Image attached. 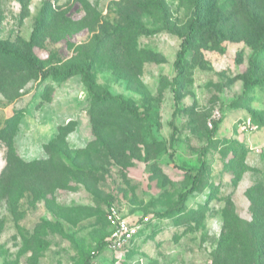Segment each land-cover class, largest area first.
<instances>
[{"label": "rangeland", "instance_id": "374dc122", "mask_svg": "<svg viewBox=\"0 0 264 264\" xmlns=\"http://www.w3.org/2000/svg\"><path fill=\"white\" fill-rule=\"evenodd\" d=\"M199 4L0 0V264H264V0Z\"/></svg>", "mask_w": 264, "mask_h": 264}, {"label": "built area", "instance_id": "2783aa9c", "mask_svg": "<svg viewBox=\"0 0 264 264\" xmlns=\"http://www.w3.org/2000/svg\"><path fill=\"white\" fill-rule=\"evenodd\" d=\"M220 119V112L215 109L207 120V127L212 128L213 122ZM251 150L264 158V144L253 146ZM105 220L109 229V234L105 239L104 250L109 252L127 251L133 245L136 235L148 223V217L129 218L123 214L116 203L110 204L105 212ZM131 249V248H130ZM90 264H95L93 259Z\"/></svg>", "mask_w": 264, "mask_h": 264}, {"label": "trees", "instance_id": "16d2710c", "mask_svg": "<svg viewBox=\"0 0 264 264\" xmlns=\"http://www.w3.org/2000/svg\"><path fill=\"white\" fill-rule=\"evenodd\" d=\"M199 3H200V0H194L195 13L200 8V4ZM194 24H195L194 22L191 23V26H190L191 33L193 32ZM182 54H183V52H180L179 53V57H181ZM28 64L30 65V67L32 69L36 70V73L38 75H40L43 78H47V77L50 76L51 78L55 79V78H58V77H61V76L81 75L83 77V79H84L87 92L89 94L93 93L94 82H93L92 74L89 72V70L87 68H85V67H83V66H81L79 64H72L71 66H69L68 68H66L63 71H56L53 68L44 69V68L38 66L37 64H35L34 61H32L31 59L28 60ZM255 83L263 85L264 84V79L255 81ZM217 121H219V120H217ZM217 121L213 122L212 128L210 130L214 129ZM206 126H207V121H206ZM110 204H112V203H109L108 206ZM141 217H144V216H140L139 218H141ZM263 219H264V198H263L262 195H257V196L255 195V221L258 224H262ZM104 221H105V224L107 226V222L105 220V214H104ZM107 228H108V226H107ZM143 231H144V228L136 235L135 239L140 238V236H141ZM108 234H109V229H108V232L106 233V235L104 236V238L101 239L97 243V246H96V251L97 252L104 250L105 239L108 236ZM127 252H130V250H127ZM93 259H94L93 255L85 256L83 261H82V264H89Z\"/></svg>", "mask_w": 264, "mask_h": 264}]
</instances>
